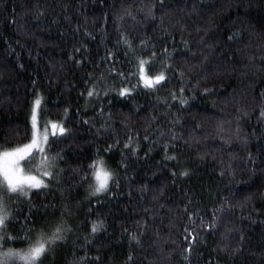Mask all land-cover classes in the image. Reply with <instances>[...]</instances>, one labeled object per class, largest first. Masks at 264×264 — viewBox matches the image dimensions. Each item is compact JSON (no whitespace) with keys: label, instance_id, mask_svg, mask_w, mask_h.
Here are the masks:
<instances>
[{"label":"trees","instance_id":"trees-1","mask_svg":"<svg viewBox=\"0 0 264 264\" xmlns=\"http://www.w3.org/2000/svg\"><path fill=\"white\" fill-rule=\"evenodd\" d=\"M38 98L67 132L8 232L70 230L39 264H264V0H0V151ZM97 159L113 182L92 195Z\"/></svg>","mask_w":264,"mask_h":264},{"label":"snow or ice","instance_id":"snow-or-ice-1","mask_svg":"<svg viewBox=\"0 0 264 264\" xmlns=\"http://www.w3.org/2000/svg\"><path fill=\"white\" fill-rule=\"evenodd\" d=\"M125 43H128L126 39ZM152 55L155 56V53L153 52ZM146 63L143 59L139 60V79L143 82L145 88H155L165 81L166 77L163 72L155 76L147 75L145 69ZM128 91V89H123L120 95H126ZM88 95L92 96L93 92L89 91ZM181 103H185V101H181ZM40 105L41 100L38 98L34 102L31 114L30 142L13 149L0 151V264H16V261H22L23 264H39L41 257L50 252L52 246H55L57 242L64 241L65 232L70 231L62 225H58L50 235H46L43 231H40L38 238L34 241L33 235L36 230L28 226L30 219L29 217H25L15 236L8 232V225L11 223L15 227L19 223L16 217L21 215L19 206L13 210L10 208L8 201L13 198H28L29 193L33 189L47 188L48 185L45 183L44 178L53 176L51 169L55 167L54 161L56 158H48L44 155V146L49 140L48 130L45 127L43 132H41L37 126V110L40 108ZM262 115H264V112H262ZM51 128L53 136L56 135L57 130L60 135H64L67 132V129L62 124L52 123ZM125 147H129V145L126 144ZM33 151H38L41 154V160L37 167H33V161L28 159ZM107 151H111V148L107 149ZM22 162H27L29 165L27 170L22 165ZM89 167L93 170L92 175L95 177V184L92 185V195L107 192L109 190V183L113 182L112 171L105 167V162L102 159L93 161ZM187 174V172L184 173V175ZM82 179H87V177H82ZM116 186H119L118 183H116ZM29 212L31 213L30 208ZM102 227V222L93 224L92 233L95 234ZM132 239L139 243L135 235L132 236ZM14 240L26 242L27 248L16 249L14 247H7V250H4L5 246ZM188 252H191V248L188 249Z\"/></svg>","mask_w":264,"mask_h":264},{"label":"rangeland","instance_id":"rangeland-1","mask_svg":"<svg viewBox=\"0 0 264 264\" xmlns=\"http://www.w3.org/2000/svg\"><path fill=\"white\" fill-rule=\"evenodd\" d=\"M52 123H54V122H49V121L43 120L40 117V115H39V109L37 110V126H38V128L40 129L41 132H43V130L46 127L47 130H48V135L50 136L52 134V131H53L52 128H51V124ZM28 142H30V140ZM44 147H46V145ZM10 149H13V148H10ZM4 150H9V149H4ZM1 151H3V150H1ZM35 155H37V158L34 157ZM44 155H46V152L44 153ZM28 159H30V160L33 161V164H32L33 167H37L39 165L40 160H41V154L38 151H33L32 154H31V156L28 157ZM22 165L27 170V167H26V165H28L27 162H22ZM105 167H106V165H105ZM34 174H38V173H34ZM93 182L95 184V177L94 176H93Z\"/></svg>","mask_w":264,"mask_h":264},{"label":"water","instance_id":"water-1","mask_svg":"<svg viewBox=\"0 0 264 264\" xmlns=\"http://www.w3.org/2000/svg\"><path fill=\"white\" fill-rule=\"evenodd\" d=\"M192 241H193V239H192Z\"/></svg>","mask_w":264,"mask_h":264}]
</instances>
